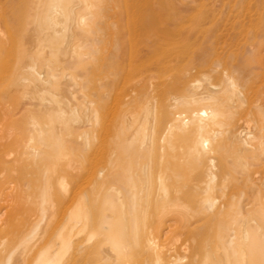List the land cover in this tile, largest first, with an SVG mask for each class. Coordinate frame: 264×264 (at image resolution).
<instances>
[{"label": "bare ground", "instance_id": "6f19581e", "mask_svg": "<svg viewBox=\"0 0 264 264\" xmlns=\"http://www.w3.org/2000/svg\"><path fill=\"white\" fill-rule=\"evenodd\" d=\"M28 1L22 8L20 0H0V165L7 164L17 172L19 167L35 165L45 158L47 151H53L55 159H68L66 173L68 181L74 184L83 176L86 165L83 157L73 158L75 148L67 144L70 123L81 126L83 141L87 144L91 134L86 128L101 121V97L96 101L90 91H103L106 84L103 78H92L90 63L96 54L93 47L97 45L89 38L93 34L89 28L101 8L97 9V0H31L30 8ZM262 56L255 60L233 58L230 63H222L220 58L190 61L191 76L196 80L185 81L189 76L183 77L182 89L189 88L191 92L173 100L186 106L210 105L212 110H194L190 117L177 111L176 118L183 120L167 125L162 147L169 150V146L170 149L176 146L174 152L178 158L175 163L168 159L167 164H159L162 169L157 187L144 169L148 207L140 209L144 218L140 224L135 218L143 189L136 183V173L129 171L130 164L127 163L125 170L123 162L117 168L123 178L120 186L108 188L104 169L93 189L90 186V192L78 193L76 186L77 192L74 189L70 195L65 222L54 234L52 248L55 250L44 247L35 252L54 211L52 165L43 164L45 183L31 196L23 193L20 183L12 186L9 178L1 175L4 172L0 173V228L21 223L34 200L39 215L14 241L1 240L5 250L0 261L4 264H78V256L110 232V238L106 237L103 245L98 246L102 250L93 249L102 251L98 254L103 255L105 263L123 264L128 251L117 246L121 232L117 235L114 230L123 223L122 232L126 237L123 244L128 241L136 249L140 248L145 264H264V171L258 168L261 164L264 167V141H257L259 136H264V124L254 126V132L236 124V116L239 121L246 114L264 117ZM216 62L219 64L215 66ZM184 69L180 74L188 72ZM253 74L259 77L263 90L260 87L253 102L243 109L245 93L239 80ZM174 78L160 84L163 88L159 89L176 92L175 85L181 87L182 83L180 78L174 82ZM120 79L109 78V86L122 92L125 87L121 82L125 80ZM150 89L146 88V94L150 95ZM126 116L128 126L135 128L134 117ZM205 131L212 135H206ZM139 143L141 151L147 149L153 154L156 143L152 137L144 136ZM125 144L130 147L134 144L132 134ZM216 151L221 153L218 161L210 157ZM113 193L116 197L112 199ZM150 201L161 212L148 226L147 219L152 215H148ZM170 203L172 209L168 208ZM129 206L133 210L129 209L128 213ZM103 217L107 224L101 221ZM108 241L114 243L111 245Z\"/></svg>", "mask_w": 264, "mask_h": 264}, {"label": "rangeland", "instance_id": "374dc122", "mask_svg": "<svg viewBox=\"0 0 264 264\" xmlns=\"http://www.w3.org/2000/svg\"><path fill=\"white\" fill-rule=\"evenodd\" d=\"M29 1L28 7L30 8L31 4L29 3L32 1ZM97 1L99 4L97 7L99 6L101 9H99V7L97 8L100 11L97 12V17L93 20V24L89 28L94 37L91 35L89 38H91L90 40L93 39V42L95 41L94 45H97L99 49L97 46L93 47L96 54H94V59H92V63L90 64H92V78L99 77L105 79L106 87L103 88V91L93 90L92 92L90 91V93L92 96H95L96 101L101 97V102L99 101L100 108L98 107L101 111V121H99L96 126L86 128V131L89 130L91 134V139L87 144L83 141V129L80 125L75 126V124L70 123L68 133H66V138L67 140L69 139L67 142L69 148L73 146L75 148H72L75 150L73 158L78 156L83 157V159L81 158L82 162L86 165L83 176L78 177L76 179L77 182L71 184L70 181H68L66 173L68 159L64 157L59 160L55 159L56 157H54L55 154L53 151L46 152L47 155L45 154L43 156L45 157L43 158L45 159L44 161H42L43 159L39 160L35 165L31 166L24 167L23 165L21 168H18L17 172H15L14 167L7 164L0 165V173L4 172L1 175H6V178H9L7 180L10 181L12 186L20 183L19 185L22 186L23 193H26L28 196L38 193L39 188L45 183L43 179L44 166H46V164L47 167H49L50 164L52 165L50 174V178L52 179H50V183L52 187L51 195L54 211L49 226H47L43 233L41 240L43 244L38 242L35 252L40 249L43 250L44 247L48 249L52 248L56 238L54 234H57L56 231H59V227H62L65 222L66 218L64 217L67 216V211L70 207L69 202L71 201V193H73L74 189L75 192L78 191V193L85 192L86 190L90 192L94 187L92 185H95V180L100 176L102 169H104L105 183L110 189L118 187L122 183V174L120 171L117 172V168H120V164L124 162L125 170L128 169L127 163L130 164L129 171L131 173L132 171L136 173L134 176L136 183L143 189L141 197L139 201H137L138 211L140 212L142 208L148 207L145 204L147 202V195L145 193L147 175L144 173V169L146 168L148 170L149 173L147 172V174L151 176H149L150 181L157 187L159 183L158 174L160 169H162L160 165L165 162L167 164L168 159H170L171 163H175L178 158V155L174 152L176 146H171V149L169 146V150L168 147H162V141L166 136L165 129L167 125L175 124L183 120L180 119L178 121L175 115L178 113L177 111H183L186 116L190 117L191 112L194 110H212V106L210 105L194 103L186 106L175 103L173 100L175 97L178 99V95H180L179 97H183L189 95L191 92L189 88H187V91L186 88L182 89L184 85L182 83L183 77L189 76L185 78V81L186 79L188 81L196 80V78L191 76L193 71L191 72L192 64L190 61H194L195 63V61L201 59L215 61L220 58L222 59V63L224 61L230 63V60L232 61L233 58L238 60L241 58L255 60L257 57H263L262 55H264V0ZM18 3H20L22 8H25L27 0H20ZM218 64L219 63L216 62L214 65L216 66ZM184 68L188 70V72L190 69V72L186 73L183 71L181 74L184 72L186 74L184 73L183 75L185 76L182 75L181 77L180 71ZM111 77H116L117 79L121 78L120 81L125 80V83L123 82L124 85L121 82L123 88L125 87L123 90L122 86H120L122 92L120 89L115 90L109 86V78ZM173 78L174 82L180 78L179 80H181L180 82L182 83V85L179 83L181 87L178 86V84L175 85V87H179L178 89L176 88V90L174 87L176 92H170V94L159 89L163 88L159 86L160 84L172 80ZM258 80L259 77H257L256 74L244 75L240 78L239 81L242 83V90L245 93V100L242 104L243 109H246L248 105L253 102L255 93L260 87L261 90H263L262 82L258 83ZM148 87L151 88L149 92L150 95L146 94V88ZM152 91L154 93H152ZM154 98L155 102L153 101ZM153 104H155V106ZM152 106L155 108H152ZM154 109L159 113L156 114ZM128 114L134 117L132 123L135 128L128 126L126 122V115ZM139 115H141L142 118ZM153 116H157V118H153ZM238 119L239 117L236 116V124L239 126H246V129L250 132H254V126L264 124V117L256 114H246L242 117V121ZM153 128L155 130H152ZM204 133L208 136L212 135L209 131H205ZM131 134L135 144L131 145L132 148L128 144H125L126 139H128ZM144 136L152 137L155 140L156 147L154 146L155 148H153V154L152 152L149 153L150 151H146L147 149L143 151L139 149V140ZM160 138L162 140H160ZM262 140L264 141V136H259V140L257 141ZM218 152L219 151H216L214 154H211L210 157L218 161L221 158V153ZM2 165H5V167ZM6 166L9 168L8 170ZM150 167H153V169L150 170ZM258 168L264 171L262 164L259 165ZM18 178H20L19 182L16 181ZM76 186L79 187L77 191ZM110 196L112 199L116 197L114 193ZM215 196H219V193H215ZM33 199L35 198L33 197ZM34 202H32L33 205L30 203L29 213L24 216V218H21V223L16 227L0 228V258L5 250V247L1 245V240L6 238L9 242L14 241L17 235L19 236L20 232L23 233V231L29 229L33 220H36L37 216H39L36 203ZM148 204V215H150V213L152 215L149 216L146 223L150 225L161 212V208L155 206L153 201L148 202L147 205ZM169 205L168 208L172 209L173 204L170 203ZM129 209L131 210L132 208L130 206L128 207V213L130 212ZM139 212L137 218H135L139 222L138 224L142 223L144 219L142 217L143 214L140 212L139 215ZM130 215L133 217L132 212ZM103 218L101 221L107 224L106 218L105 220ZM24 226L26 228H23ZM117 227L119 230H117ZM122 227L123 223H120V225H116L114 230H116L115 232H117V235L121 232L119 235L122 236H119V245L117 246H120L121 250L126 248L128 251L124 263L145 264V258L140 248L136 249L134 245H130L131 243H128V241L125 243L126 245L123 244L126 237H124V228ZM109 235H111L110 232L101 237L102 241L99 239L93 242L91 246L87 247L86 252L78 256V264H98V262L100 264H113L112 262L105 263L106 261L102 257L103 255H99L100 253L102 254V251L97 252L98 250L95 251L93 249L95 247V249L102 250V246L101 248L98 246L103 245V240H105L106 237L109 239ZM50 242H52V244ZM108 242L111 244L112 241ZM127 244H129L128 248ZM53 250H55V248H52V251ZM93 253L95 256L92 255ZM96 253H99V256H97ZM0 264H4L3 261H0Z\"/></svg>", "mask_w": 264, "mask_h": 264}]
</instances>
